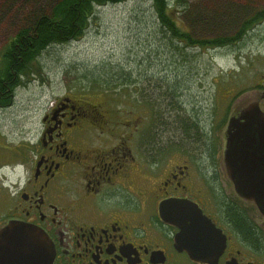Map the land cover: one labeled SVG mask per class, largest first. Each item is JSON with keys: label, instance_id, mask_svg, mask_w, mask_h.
<instances>
[{"label": "flooded vegetation", "instance_id": "af4514ba", "mask_svg": "<svg viewBox=\"0 0 264 264\" xmlns=\"http://www.w3.org/2000/svg\"><path fill=\"white\" fill-rule=\"evenodd\" d=\"M11 43L0 48V114L23 84L4 70ZM261 80L246 106L223 120L213 110L198 134L182 117L126 128L87 101L54 99L35 143L0 144V233L13 222L41 229L53 264H264V216L236 193L225 159L246 110L264 114ZM164 202L192 205L173 210L179 226L162 218Z\"/></svg>", "mask_w": 264, "mask_h": 264}, {"label": "rangeland", "instance_id": "374dc122", "mask_svg": "<svg viewBox=\"0 0 264 264\" xmlns=\"http://www.w3.org/2000/svg\"><path fill=\"white\" fill-rule=\"evenodd\" d=\"M56 2L0 0V48L28 26L32 12ZM186 2L187 9L175 11V21L197 39L235 36L244 19L264 12V0ZM255 22L235 45L174 51L158 35L149 0L99 7L80 38L40 56V75L24 81L0 114V144L17 146L31 136L35 143L47 108L67 94L103 108L126 128L135 119L141 129L165 127L179 116L203 123L213 110L223 120L234 107L248 104L264 76V20ZM118 70L131 72V82L117 79Z\"/></svg>", "mask_w": 264, "mask_h": 264}, {"label": "trees", "instance_id": "16d2710c", "mask_svg": "<svg viewBox=\"0 0 264 264\" xmlns=\"http://www.w3.org/2000/svg\"><path fill=\"white\" fill-rule=\"evenodd\" d=\"M125 1L128 0H57L48 9L41 10L39 8L29 16L28 26L21 29L16 37L12 39L10 46L19 50L11 51V55H7L12 58L11 61L6 62L4 70L8 69L11 64L12 73L17 74V79H19L14 80V84L17 81L18 83H25L35 75H40L39 59L46 50L80 38L96 17L99 7L120 4ZM149 1L152 3L156 17L158 35L164 37L167 45L173 47L174 51H178L179 46L210 49L235 45L241 39V35L247 31L250 23L264 20L263 12L262 15L258 14L250 21L248 18L242 20L243 22H241L239 31L235 36L197 39L191 32L180 28L175 21L177 8L187 9L186 0H176L173 3L170 0ZM120 71H117L115 77L121 80L125 78L126 82H131L133 74L131 72L121 74ZM95 79L96 82L101 81L98 78ZM105 83L106 86H112L107 80ZM119 86L125 85L121 84ZM172 96L177 97L174 93ZM187 122L186 125L190 133L196 132L198 134L200 131L198 121L194 119Z\"/></svg>", "mask_w": 264, "mask_h": 264}, {"label": "water", "instance_id": "95a60500", "mask_svg": "<svg viewBox=\"0 0 264 264\" xmlns=\"http://www.w3.org/2000/svg\"><path fill=\"white\" fill-rule=\"evenodd\" d=\"M243 119L244 123L236 126V131L228 138L226 170L236 193L245 201L254 203L264 216V173L249 175L250 167L264 168V164L254 162L248 165V159H264V114L258 105H252ZM188 206L164 202L161 205L162 218L179 226L174 219L175 210ZM181 240L179 236L178 242ZM53 260L52 243L41 229L13 222L1 231L0 264H53Z\"/></svg>", "mask_w": 264, "mask_h": 264}]
</instances>
